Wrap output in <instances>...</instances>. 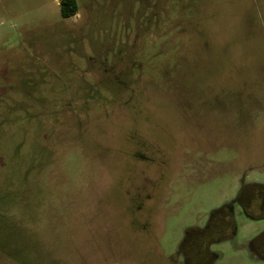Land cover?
I'll list each match as a JSON object with an SVG mask.
<instances>
[{"label":"rangeland","instance_id":"1","mask_svg":"<svg viewBox=\"0 0 264 264\" xmlns=\"http://www.w3.org/2000/svg\"><path fill=\"white\" fill-rule=\"evenodd\" d=\"M59 1L0 0V264H186L227 204L191 264H264V0Z\"/></svg>","mask_w":264,"mask_h":264},{"label":"trees","instance_id":"2","mask_svg":"<svg viewBox=\"0 0 264 264\" xmlns=\"http://www.w3.org/2000/svg\"><path fill=\"white\" fill-rule=\"evenodd\" d=\"M59 6L60 14L63 19H69L78 13L77 0H60ZM256 201L259 202L264 215V184L262 183H244L240 188L236 198L234 199V202L239 203L243 207L245 213L249 216H252L251 212L249 211ZM233 226L232 205L227 204L223 207H220L219 209L214 210L213 217L205 229H189L181 243L186 264H191V257L186 253V248L188 252H191L192 249H196L199 245L203 246L204 236L215 232L221 233V231L225 230L233 231ZM197 237H199L198 240H200V242L196 247H194L193 239ZM263 237L264 233L254 238L250 242V248L253 252L258 253L260 252V249L264 247V239H262Z\"/></svg>","mask_w":264,"mask_h":264}]
</instances>
